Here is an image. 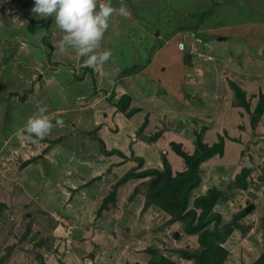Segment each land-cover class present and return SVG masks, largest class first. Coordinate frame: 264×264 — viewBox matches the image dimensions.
<instances>
[{
	"label": "rangeland",
	"instance_id": "rangeland-1",
	"mask_svg": "<svg viewBox=\"0 0 264 264\" xmlns=\"http://www.w3.org/2000/svg\"><path fill=\"white\" fill-rule=\"evenodd\" d=\"M111 4L117 9L126 5L131 16H113L101 45V50L110 49L113 56L104 65L91 68L73 52L55 51L63 33L54 18L40 19L31 12L34 0H0V264H47V259L61 260L63 255L71 259L69 264H147L152 259L155 264H195V260L185 259L183 251H200L198 235L186 234L183 222L168 224L171 216L176 219L174 215L155 204L147 205L153 177L122 181L131 169L140 173L156 169V165L161 171L169 168L176 176L171 158L178 169L182 166L187 171L188 162L179 152L196 156L198 142L205 144L198 139L193 151L187 152L172 143L168 156L160 152L159 160L149 157L139 166V155L147 154V158L149 152L139 146L141 130L128 125L127 119L139 109L130 102L136 96L148 102L151 96L152 105H159L160 116L166 114L165 105H174V115L182 108L171 100L176 92L174 63L180 58L188 62L186 54L177 57L179 51L190 53L194 61L195 55L213 56V61L205 62L213 70L229 64L223 67L227 74L231 68L236 74L243 69L262 83L250 89L256 96L251 95L247 109L243 108L256 135L247 140L242 150L246 160L232 169L233 181L219 202H226L243 166L257 171L250 183L263 180L264 136L259 123L263 122L264 131V111L256 109L264 91V0H111ZM151 48L168 62H161L159 70L164 71H156L155 76L147 70L155 55L153 50L149 53ZM128 70L133 72L128 75ZM109 79L114 83L109 84ZM116 87L126 90L116 96L112 93ZM124 95L131 100L125 107L120 106ZM208 102L212 108L216 100ZM38 104L47 105L46 114L54 125L56 119H62L64 126L54 127L37 146L19 137L25 134V124L38 111ZM105 128L110 129L112 141L123 147L130 162L126 167L120 168L119 158L105 156ZM204 163L198 169L202 182L205 174L219 178L216 170L220 164ZM25 183L30 185L26 186L31 199L27 209H20L16 203L24 195L21 187ZM212 188L217 189L209 190ZM199 196L195 190L189 196L190 209ZM84 197L91 199L84 201ZM167 197L178 203L181 200L180 195ZM230 201L233 205L223 211L220 226L226 240L209 264H254L264 253V218L241 223L240 213L234 214L237 205ZM57 221L67 225L61 223L56 236H47V230L56 229ZM77 241L85 242L84 250ZM149 247L155 248L154 255L147 251ZM251 247L259 251L254 254ZM26 253L31 262L22 261Z\"/></svg>",
	"mask_w": 264,
	"mask_h": 264
},
{
	"label": "crops",
	"instance_id": "crops-1",
	"mask_svg": "<svg viewBox=\"0 0 264 264\" xmlns=\"http://www.w3.org/2000/svg\"><path fill=\"white\" fill-rule=\"evenodd\" d=\"M183 54L188 55V57H191V59L188 58L187 64L181 61L183 60L182 58L178 59V61L174 63V66L176 67L173 70L174 75L172 81L173 79H175V84L173 87L175 88L176 92L171 99L172 101H175L174 103H176V106L180 105L182 108L177 110V113L174 115V105H165L166 114L164 116L162 115V117L160 116L161 113L159 109H156L159 107V105H152L153 103H151V100L154 99H152L151 96L147 98L148 102L143 101L141 100L142 98L136 96L137 98H135V100H132L130 103L132 106H136L139 109L133 114L131 118L127 119V122H129L128 125L130 126V128L133 124L137 127V129L141 130L142 142L139 144V146L144 151L149 152L147 158H145L147 154H145L144 152L143 153L145 155H139L138 157L139 159H142L144 163L148 161L149 157H153L156 161L159 160V158L156 157L160 152L168 156V152L171 153V149L169 147L172 143L182 145L187 149V152H190L193 151V146L197 144L198 139H202L203 143L208 146L216 145L222 139L224 141L223 155H215L214 157L206 160L204 163V166H208V163L210 164L211 162L219 163L220 167L218 170H216V174L219 178H214V175L205 174L203 176L202 186L196 189L195 192L196 194L204 195L211 187H216L219 192L225 193L228 192L225 191L226 187L233 181L232 176L234 175V172L232 171V169H235L237 167L238 162H241L242 160L245 162L246 160V158L242 154V150L245 145H247V140H250L256 135L254 133V129L256 127H253L249 124L250 121H248L247 116H245L246 113L245 109H243L244 107L237 105L239 101L238 99H236V94L232 88V84L239 86L246 93V101L250 102V96H256L255 93L250 89L259 84L262 85V83H258L256 81L255 75L249 74L243 71V69L240 71V73L236 74L235 69L231 68V71H228L227 74L225 70H223V67L224 65L227 66L229 64L223 63L221 65H218L216 70H213L210 66H207L205 64V62L213 61V56L212 59H209V57L206 58L205 55H203V58H199L194 54L195 59L197 58V61H194L192 60L194 58H192L193 56L190 55V53H182L179 51V53H177V57L179 58ZM159 55L160 52L155 53L154 59L150 62V68H147V70L152 71L153 76H155L154 73H156V71H164V68L159 70L160 66L162 65L161 62H163V64L168 63L165 59L159 58ZM216 71H218L219 73ZM100 73L101 72H99L98 74ZM127 77H129L130 79L132 76ZM180 86H182L181 90ZM140 87L141 86H139L138 88ZM120 88L121 91L126 90L125 88ZM141 88L144 89V87ZM121 91H117L116 87L112 93H115L116 96L117 94L118 96H120ZM109 97H111V93L107 95V98ZM208 99L216 100L215 105L212 108L208 106ZM146 108L148 109V111L145 110ZM117 126L121 128V130H123V127L120 126L118 122ZM103 131H105V137H102V141L104 142L106 149L108 151H111L113 149L115 151H118L114 155L107 154L105 156L108 158H112L114 156L116 159L119 158L122 161L121 163H119L121 164L120 168L126 167V164L130 162L129 160H127V158L125 159L126 154L123 150V147L121 149V147L117 146V143L112 141L114 139L112 137V134L109 133V128H105ZM152 131H156V133H152ZM259 131H261L263 133L262 135L264 136L263 122L259 123ZM154 135L159 136L155 140H150V137ZM115 136L117 137L118 135ZM13 148H15V145L13 146ZM22 155H24V153ZM172 160L173 158H171L170 161L173 170L177 168V170L175 171L183 172L182 166H180L181 168L178 169V167L174 165L176 162L173 163ZM247 166L248 165H245L243 167L250 170V174L248 176V188L245 190L240 188L237 189L235 188L237 187L235 184L234 188H232L233 191L230 196H225V198L227 199L226 202H219L215 207L216 209H214L223 217V211L226 210V212H228L230 210V207L233 205L229 204L231 203L230 200L235 202L234 204L237 205V208H235L234 210V214H236L237 212L240 213L243 209L250 207V212L245 217L240 218L241 223H247L250 219L256 221L257 219L260 220L264 218V177L263 180H261L262 182L257 180V184L250 183V178L256 176L257 171ZM155 168L161 170L159 165H156ZM24 172L25 174H28L27 171ZM206 177H208V181H206ZM26 185L29 184L25 183L23 187H21L22 194L24 195H22L21 200L16 203L19 204V206L17 207H19L20 209H27V204H29L28 199H31V197H28L29 189ZM24 199H26V201H23ZM90 199V197H84V201H88ZM57 203H60V198H58ZM32 206L36 205L31 204V207ZM61 223L62 222L57 221V223L55 224L56 229L52 231L47 230L46 235L49 236L53 234L54 236H56L57 232H59L60 230ZM175 223L176 222L172 223L168 220V224L170 225H173ZM62 224L67 225L65 223ZM250 240L252 243V239ZM77 243L84 250L85 242L77 241ZM255 245V243H252V246ZM250 249V251L254 254L259 251L258 247H251ZM14 252L11 251V253L16 258L21 260L20 256L15 254ZM2 254L3 253L0 252V256ZM145 254L148 255V253ZM249 254L251 255L250 252ZM25 255L26 259H22V261L31 262L32 259L30 254L26 253ZM58 259L59 258L51 257L47 259V264H60L58 261H60L62 264H69V262L71 261V259L66 258V256L64 255L61 260ZM72 259H75V256H73ZM250 264H253V261Z\"/></svg>",
	"mask_w": 264,
	"mask_h": 264
},
{
	"label": "trees",
	"instance_id": "trees-1",
	"mask_svg": "<svg viewBox=\"0 0 264 264\" xmlns=\"http://www.w3.org/2000/svg\"><path fill=\"white\" fill-rule=\"evenodd\" d=\"M35 22V21H34ZM51 34V33H48ZM159 47L156 48V50ZM153 50L155 54V48H151L149 53ZM191 59V57H188ZM129 70L127 74H131L133 71ZM232 88L238 97V106H242L247 109L248 102L246 101V93L237 85L232 84ZM262 100L258 103L257 111H264V93L262 95ZM128 101H131L126 95L124 99H121L120 106H126ZM122 108L120 107V110ZM123 110V109H122ZM159 135L155 137H150V140H155ZM199 149L196 151L195 155H189L183 150L179 152L188 162L189 169L184 172H178L176 176L172 175L171 170L168 168L166 171H161L159 169H148L140 173H136V169H131L122 179L126 182L133 178H144L151 176L153 177L148 184L147 191V205L155 204L161 209L167 211V213L174 215L176 219L173 220L171 216V222H183L186 224L185 230L188 235H198V243L200 246V251L198 253H193L191 251H183L185 259L195 260V264H209V260L215 256L216 249H221L220 246L226 239V234L220 229L222 224V216L214 212L216 205L219 203L222 197V193L217 189H211L206 194L200 195L195 198L193 208H189V196L201 186V176L199 174V166L206 160L214 157L217 154L223 155L224 143L223 140L213 146L201 145L199 144ZM175 145V144H174ZM180 146V145H178ZM176 147V146H174ZM117 153L118 151H113ZM107 154H111V151H107ZM31 161L29 160L28 163ZM27 163V162H26ZM144 161L139 159V166H143ZM250 170L242 167L240 171L235 176L236 186L242 189L248 188V176ZM163 184L161 185V183ZM168 195L176 196L180 195V202H176L173 197H167ZM154 205V206H155ZM250 207L243 209L238 218L245 217L250 212ZM199 210V211H198ZM215 224V228H210L211 224ZM229 227V226H228ZM224 250V248H223ZM226 250V249H225ZM147 251L154 255L155 248L149 247ZM42 264H45L42 262ZM147 264H155L154 259L150 260ZM254 264H264V253Z\"/></svg>",
	"mask_w": 264,
	"mask_h": 264
},
{
	"label": "clouds",
	"instance_id": "clouds-1",
	"mask_svg": "<svg viewBox=\"0 0 264 264\" xmlns=\"http://www.w3.org/2000/svg\"><path fill=\"white\" fill-rule=\"evenodd\" d=\"M31 12L40 19L54 18L55 26L63 33L55 45L60 54L68 52L84 58V64L96 68L107 63L113 56L110 49L101 50L105 33L117 13L124 18L131 16L126 5L118 9L113 7L111 0H34ZM109 75V74H106ZM109 84L114 81L109 79ZM38 111L28 118L22 141L39 145L54 127H63L64 121L56 119L55 125L47 115V105L38 104Z\"/></svg>",
	"mask_w": 264,
	"mask_h": 264
},
{
	"label": "built area",
	"instance_id": "built-area-1",
	"mask_svg": "<svg viewBox=\"0 0 264 264\" xmlns=\"http://www.w3.org/2000/svg\"><path fill=\"white\" fill-rule=\"evenodd\" d=\"M183 44V43H182ZM209 59H212L211 57H209Z\"/></svg>",
	"mask_w": 264,
	"mask_h": 264
}]
</instances>
